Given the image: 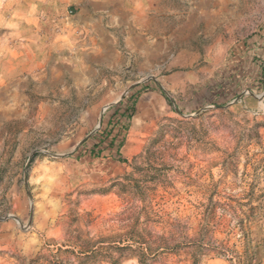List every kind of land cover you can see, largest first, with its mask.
Wrapping results in <instances>:
<instances>
[{
  "label": "rangeland",
  "instance_id": "374dc122",
  "mask_svg": "<svg viewBox=\"0 0 264 264\" xmlns=\"http://www.w3.org/2000/svg\"><path fill=\"white\" fill-rule=\"evenodd\" d=\"M0 264H264V0H0Z\"/></svg>",
  "mask_w": 264,
  "mask_h": 264
},
{
  "label": "trees",
  "instance_id": "16d2710c",
  "mask_svg": "<svg viewBox=\"0 0 264 264\" xmlns=\"http://www.w3.org/2000/svg\"><path fill=\"white\" fill-rule=\"evenodd\" d=\"M123 103V101H121L120 102V105ZM116 109H115V112H114V117H118V118H120V117H124L125 119H128V115L127 114H132V107H131V103L129 104V105H126V106H124V108H123V110L122 111H120V108L119 107H115ZM114 136V135H113ZM115 139H112V138H110V140H109V145L110 144H112L113 143V141H114ZM121 141H119L118 143H117V146H116V152L118 153L119 152V149H120V147H121Z\"/></svg>",
  "mask_w": 264,
  "mask_h": 264
},
{
  "label": "bare ground",
  "instance_id": "6f19581e",
  "mask_svg": "<svg viewBox=\"0 0 264 264\" xmlns=\"http://www.w3.org/2000/svg\"><path fill=\"white\" fill-rule=\"evenodd\" d=\"M107 218V217H106ZM110 220V219H109ZM111 220H113V218L111 219ZM110 220V221H111ZM113 221H115V220H113ZM100 225L102 226V227H107V226H110V225H112V224H110L107 220H103L101 223H100ZM96 226V225H95Z\"/></svg>",
  "mask_w": 264,
  "mask_h": 264
},
{
  "label": "crops",
  "instance_id": "0c3cea01",
  "mask_svg": "<svg viewBox=\"0 0 264 264\" xmlns=\"http://www.w3.org/2000/svg\"><path fill=\"white\" fill-rule=\"evenodd\" d=\"M93 9H94V10H96V9H97V7H96V6H93ZM111 9H112V8H111Z\"/></svg>",
  "mask_w": 264,
  "mask_h": 264
}]
</instances>
